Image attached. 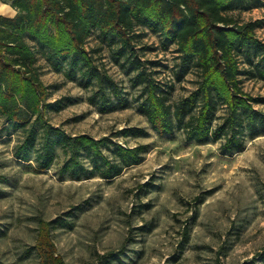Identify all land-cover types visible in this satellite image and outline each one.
<instances>
[{
  "label": "rangeland",
  "instance_id": "rangeland-1",
  "mask_svg": "<svg viewBox=\"0 0 264 264\" xmlns=\"http://www.w3.org/2000/svg\"><path fill=\"white\" fill-rule=\"evenodd\" d=\"M227 13L239 24L264 19V0ZM135 33L134 55L167 91L173 110L196 89L198 69L191 64L178 79L176 45L145 27ZM255 34L264 41V24ZM25 39L36 53L47 105L43 117L31 116L25 127L0 114V264H39L34 248L39 219L53 221L52 239L66 264H242L253 258L264 264L258 259L264 253V132L246 134L243 149L231 154L220 152L221 140H187L183 129L159 134L139 110L133 58L116 57L118 46L109 47L97 30L85 43L95 67L88 79L80 73L69 78L66 66L56 69L33 39ZM242 67L244 91L264 96V80L253 66ZM110 81L126 98L124 106L100 104V89L112 93ZM255 108L264 111V104ZM224 114L219 105L212 125ZM137 127L147 133L121 132ZM56 131L108 136L147 149L141 162L113 178L73 179L61 172L66 160L61 148L47 169L38 168L42 143ZM26 142L28 156L17 157Z\"/></svg>",
  "mask_w": 264,
  "mask_h": 264
},
{
  "label": "trees",
  "instance_id": "trees-1",
  "mask_svg": "<svg viewBox=\"0 0 264 264\" xmlns=\"http://www.w3.org/2000/svg\"><path fill=\"white\" fill-rule=\"evenodd\" d=\"M10 1L15 15H0V114L16 126L25 127L33 115L42 118L47 105V89L39 77L36 53L25 36L37 43L56 69L66 66L69 78L80 73L81 78L88 79L95 67L85 43L97 30L109 47L118 46L116 57L127 54L133 58L136 73L132 84L140 86L139 110L154 131L173 134L175 128L183 129L186 139L198 144L210 138L221 140L222 154L242 150L246 134L264 132V111L255 108V104H264V96L250 95L241 84L245 64L253 66L257 76L264 80V41L255 34V28L264 24V19L239 24L227 13L244 3L260 0ZM139 26L158 34L164 43L176 45L180 60L178 79L189 65L198 69L196 89L181 98L173 110L167 91L134 55L135 28ZM110 85L111 95L100 89V104L108 107L117 102L124 106L126 98L121 90L113 81ZM219 105L225 108L224 117L221 123L212 125ZM121 132L147 133L140 127ZM27 144L19 147L17 157L28 156ZM56 148L66 155L61 172L71 178L110 179L123 167L141 162L147 145L128 147L108 136L96 139L87 134L71 136L56 131L52 138L47 134L42 143L39 169L49 167ZM85 156L91 169L84 164ZM52 224V220H38L34 248L39 264H66L52 239ZM258 259L264 263V253ZM255 261L253 258L242 264Z\"/></svg>",
  "mask_w": 264,
  "mask_h": 264
},
{
  "label": "crops",
  "instance_id": "crops-1",
  "mask_svg": "<svg viewBox=\"0 0 264 264\" xmlns=\"http://www.w3.org/2000/svg\"><path fill=\"white\" fill-rule=\"evenodd\" d=\"M16 9L11 5L10 0H0V15L13 17Z\"/></svg>",
  "mask_w": 264,
  "mask_h": 264
}]
</instances>
